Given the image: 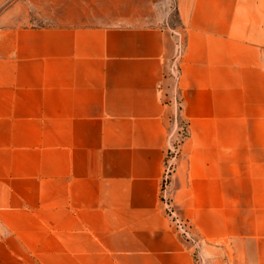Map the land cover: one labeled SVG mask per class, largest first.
Instances as JSON below:
<instances>
[{
    "label": "crops",
    "instance_id": "1",
    "mask_svg": "<svg viewBox=\"0 0 264 264\" xmlns=\"http://www.w3.org/2000/svg\"><path fill=\"white\" fill-rule=\"evenodd\" d=\"M0 228L12 264H264V0H0Z\"/></svg>",
    "mask_w": 264,
    "mask_h": 264
},
{
    "label": "built area",
    "instance_id": "2",
    "mask_svg": "<svg viewBox=\"0 0 264 264\" xmlns=\"http://www.w3.org/2000/svg\"><path fill=\"white\" fill-rule=\"evenodd\" d=\"M182 46L179 49V53L175 61L171 64L170 69L171 73L176 81V83L179 82L180 76H181V70H180V64H179V57H181L182 54ZM178 102L181 103V101H178V98L174 101L173 105L175 107V113L174 116H176V105ZM182 106V103H181ZM180 106V107H181ZM182 108V107H181ZM180 108V109H181ZM173 117V115H172ZM170 147L167 152V158L164 168V174H163V180H162V188H161V204L164 209V212L169 217L172 226L176 229V231L179 233V235L186 240L187 242H190L192 245H194L197 248H199V241L196 239L192 232V228L190 223L181 216L178 207L173 201L172 194L169 189V185L172 179V175L174 172V168L176 163L174 162V158L177 154L180 152V144H178L172 141V137L170 134ZM199 264H205V260L202 256H199Z\"/></svg>",
    "mask_w": 264,
    "mask_h": 264
},
{
    "label": "rangeland",
    "instance_id": "3",
    "mask_svg": "<svg viewBox=\"0 0 264 264\" xmlns=\"http://www.w3.org/2000/svg\"><path fill=\"white\" fill-rule=\"evenodd\" d=\"M172 18L173 21H177V16L176 13L173 11L172 13ZM178 101H180V99L178 98ZM181 103L178 102V104L176 105V116H174L172 119L170 120V134L172 137V141L178 144L186 137L187 132H188V128H187V123L186 120L183 118L182 116V112H181ZM174 113H175V107H174ZM173 198V196H172ZM174 201V198H173ZM4 236V233L1 231L0 228V238ZM10 246L8 242H4L0 239V264H12V263H16V261L18 260V258L16 257H11L10 256Z\"/></svg>",
    "mask_w": 264,
    "mask_h": 264
}]
</instances>
